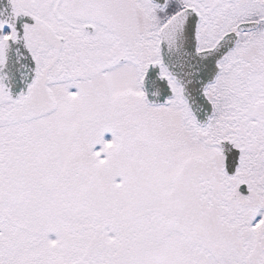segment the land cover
Wrapping results in <instances>:
<instances>
[{"label": "snow or ice", "instance_id": "1", "mask_svg": "<svg viewBox=\"0 0 264 264\" xmlns=\"http://www.w3.org/2000/svg\"><path fill=\"white\" fill-rule=\"evenodd\" d=\"M0 264H264V0H0Z\"/></svg>", "mask_w": 264, "mask_h": 264}]
</instances>
